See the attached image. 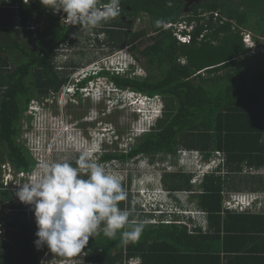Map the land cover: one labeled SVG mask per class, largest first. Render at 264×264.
Returning <instances> with one entry per match:
<instances>
[{
  "label": "trees",
  "instance_id": "obj_1",
  "mask_svg": "<svg viewBox=\"0 0 264 264\" xmlns=\"http://www.w3.org/2000/svg\"><path fill=\"white\" fill-rule=\"evenodd\" d=\"M190 1L121 0L119 16L95 29H80L64 22L65 13L54 12L40 0H0V189H8L0 190V205L7 202L10 208L0 215V225L6 230L0 240V264H63L71 260L46 246L37 250L33 206L13 203L12 191L2 182V165L13 167L24 184L19 174L32 172L38 164L21 140L26 123L33 119L30 106L48 107V102H54L78 72L75 63L89 67L98 62V49L107 57L125 47H130L137 64L121 67L119 73L104 68L97 75L104 76L114 89L109 97L105 92L99 99L78 92L77 103L68 108L76 112L87 102L95 105L81 119L72 114L74 123L85 132L90 127L100 128L101 118L116 100L115 91L135 94V103L141 99L159 103L160 112L152 106L135 105L136 122L144 110L158 116L147 128V123L135 127L124 144L117 131L109 129L118 139L104 140L108 150L96 162L105 169L111 166L113 172L126 162L137 166L142 175L154 172L168 198L164 195L163 201L142 206L145 198L138 193L141 199L134 203L127 192L128 198L119 207L130 211V219L145 223L139 239L124 244L119 234L109 239L101 233L90 237L75 257L85 264H129L134 258L140 264H161L158 257L171 255L178 243L194 237L202 247L187 257L196 256L201 264H224L223 257L229 254L211 248L222 246L221 225L233 210L227 204L255 194L256 210L244 213L264 208V65L253 69L256 60L264 61V0ZM145 19L147 27L137 29ZM157 19L164 20L166 26L157 28ZM66 49H77L79 59L59 66L57 59ZM139 66L143 71H138ZM94 78L92 75L79 87ZM103 102L106 107L98 109ZM122 102L125 100H118L117 108ZM51 107L58 111L57 104ZM75 160L69 163L76 166ZM139 161L145 163L138 166ZM119 179L124 189L130 186L129 175ZM246 190L249 192H243ZM178 193L190 197L183 199ZM170 196L176 201L173 207ZM183 201L197 212L185 210ZM170 208L181 214H170L172 221L166 222L163 218ZM186 215L194 217L189 224ZM204 241L210 248L203 247ZM51 253L53 259L47 260ZM236 260L231 257L227 264H236Z\"/></svg>",
  "mask_w": 264,
  "mask_h": 264
},
{
  "label": "clouds",
  "instance_id": "obj_2",
  "mask_svg": "<svg viewBox=\"0 0 264 264\" xmlns=\"http://www.w3.org/2000/svg\"><path fill=\"white\" fill-rule=\"evenodd\" d=\"M40 3L56 13L62 11L66 14L64 22H68L70 25H79L80 29H95L116 18L121 12V0H40ZM155 25L157 28L165 27L166 22L157 19ZM115 53H123L124 58L121 62L110 66L106 63L101 64L97 72L96 69L94 71L90 69L88 74L78 83L64 86L58 95L65 99L67 94L73 91L72 97L75 98L78 92L86 94L94 84L96 85L95 89H98L100 93L96 99L102 97L104 92L109 97L110 92L107 90L110 87L108 85L109 81L104 76L97 77L98 73H101L104 68L107 71L112 70L119 73L121 67L129 69V66L137 64L130 47L122 48ZM141 70L139 66L138 71ZM92 75L95 78L89 81L87 86L80 88L79 84ZM66 89L68 90L66 91ZM72 97H69V102L65 107L72 103ZM55 103L56 96L54 102H48V107L41 104L30 106L29 115L33 119L30 123H26L27 130L21 140L27 131L33 128L34 120H38L39 111L45 109L54 112L51 106ZM74 124L75 128L78 127L76 123ZM92 157L96 159L98 154L95 153ZM34 158L38 163L35 169L32 172H21L19 174L25 180L24 184L19 182L15 172H12L9 165H2V169L3 175L8 174V176L13 177L7 182V186H4H10L9 189L14 191L13 194L16 195L15 201L18 205L33 206L37 225L35 233L37 239L34 244L37 250L46 246L56 255L71 257L87 246L90 237L95 238L101 233L109 239H115L119 234L124 244L139 239L145 228V223L134 218L130 219V211L119 207L120 202L125 201L127 198V192L122 186L121 180L94 161L87 152L78 156L75 160L76 166L69 162L44 161L41 163L40 159L35 156ZM144 163L145 161H139L138 166ZM147 174L153 175L154 172H148ZM148 188L150 190L151 186H148ZM255 198H257V195L247 194L240 198L238 204L231 202L234 206L227 204V207L233 210L254 211L256 210L253 205ZM19 201L22 203H19ZM183 203L186 202L183 201ZM145 205V203L142 204V206ZM235 205L238 207H235ZM170 214L172 213L168 210L163 218L164 221H172L169 219ZM5 233V228L0 225V240L5 237ZM71 262L85 264L75 258H71L70 261H63V264H70ZM41 264H44V262L42 261ZM129 264L140 263L137 260L135 262L130 261Z\"/></svg>",
  "mask_w": 264,
  "mask_h": 264
},
{
  "label": "rangeland",
  "instance_id": "obj_3",
  "mask_svg": "<svg viewBox=\"0 0 264 264\" xmlns=\"http://www.w3.org/2000/svg\"><path fill=\"white\" fill-rule=\"evenodd\" d=\"M148 19H145L144 22H139L137 24V29L147 27V21ZM186 27V26H185ZM78 49V48H77ZM77 49H66V52L60 57H58V65L61 66L65 64L68 60L70 59H75L78 60V54L76 53ZM137 55V54H136ZM95 56L98 59V62L93 63L92 65L89 66L87 69L86 65L83 66L79 65L78 63H75L76 66H78V72L75 73L71 78L69 79V82L71 84L78 83L83 77H85L88 74V71L92 69H96V72L99 71V65L106 63L107 65H114L118 62H121V60L124 58L123 53H114L111 54L110 56L104 57V54L100 52V49L95 53ZM94 57V56H93ZM92 57V58H93ZM75 62V61H74ZM86 62V61H85ZM84 62V63H85ZM87 64V63H85ZM144 64V63H143ZM255 67L253 68L254 70L257 69L259 70L260 67L264 65V61L262 63L261 60H256L254 62ZM83 66V67H82ZM110 87L107 89L110 93L114 90L111 86V84H108ZM96 85L92 84L91 89L88 90L86 93V96H90L93 98H97L98 95L100 94L98 92V89H95ZM101 86V85H100ZM68 89H66L67 91ZM117 90V89H116ZM93 91V92H91ZM71 93L67 94L66 98H62L59 95L56 96V103L58 105V111L50 112L48 110L43 109L42 111H39V118L37 121L34 120L35 124L33 123V128L24 135V138L22 139L26 146L32 151L33 155L40 159V162L44 161H57V162H70L71 159L73 158H78V156L81 153L87 152L91 158L93 159V154H98V158L94 159V161H97L103 152L107 151L108 148L104 145V140L111 139L112 141L118 139L115 137H112V133L108 131L109 129H114L117 131V133L120 135L121 139L120 142L123 144L125 143L124 140L127 139L129 134L132 133L135 129V127H139L143 123H147L146 128L149 126V124L154 120L155 116H158L157 114H152L148 113L146 110L142 111L141 113V119L137 121L138 118V113L137 109L138 106L149 108L153 107L157 112L161 111V105L159 103L151 102L148 99H144L140 101L141 103H135L133 101V96H136L135 94H130V93H118L119 91H115V96L114 98L116 99L113 101L110 105L109 108V113H106L105 116L101 118V121L103 123L100 124L99 129L95 128H89L87 131L83 130V128L76 127L74 124V119L79 117L80 119L82 117H85L88 115L90 109L94 108L95 105L92 104L91 102H87V106L80 107L82 108L81 110L78 111H73L71 112L69 110V105L65 107V105L69 102V97L73 95V91H70ZM116 94H119V96H116ZM108 97V96H107ZM113 98V96L111 95ZM123 99L125 102L119 103V108H117L118 105V100ZM160 101V99H158ZM107 101L110 102L111 99L107 98ZM71 102L73 104L77 103V100L72 97ZM131 104V105H130ZM106 107L105 102L102 103L98 107V109H104ZM74 110L78 108H73ZM112 112V113H111ZM111 113V114H110ZM72 114L75 116V118L72 116ZM148 115L147 117H145ZM77 116V117H76ZM107 124V125H106ZM99 124H95L97 126ZM92 126V125H91ZM94 126V127H95ZM114 127V128H113ZM100 129L103 130V132H100ZM25 146V147H26ZM125 145H123L124 147ZM112 149V148H111ZM109 148V150H111ZM121 150V149H120ZM128 148H126L125 151H127ZM111 151H115L112 149ZM75 163V162H74ZM119 163V162H116ZM120 167V171L113 172L112 167H108V169L113 175L117 176L118 178H126L129 175V184L130 186L126 188V192H128V196H132L133 202L138 203V200L141 198L138 197V193L141 190L140 195H144L145 197V204L147 202L149 203H154V201H163L164 195L166 198H168V191L164 188V186H159L160 184V176L156 173L153 175H142L140 172V169L136 167H133L131 164L128 166V162L126 163H120L118 164ZM113 166V165H112ZM11 167V166H10ZM143 168H147L146 166L142 165ZM171 170V169H169ZM12 172H17L14 170L12 167ZM162 176L164 175V172H159ZM18 175V172L16 173ZM142 176V177H141ZM2 182L5 186H7V182H9L13 177L2 174ZM196 182V181H194ZM194 184V183H193ZM195 185V184H194ZM9 186V184H8ZM126 186V184H125ZM148 186L153 187L154 189L149 190ZM10 187V186H9ZM162 191H164L162 193ZM14 191L12 190V194ZM131 194V195H130ZM180 198L182 197L183 199L189 198V194L187 193H178L177 194ZM8 195L7 197H9ZM14 196V204H17L16 200V195L13 194ZM186 197V198H185ZM128 198V197H127ZM169 201L172 202V206L176 205L175 198L170 196ZM19 203H22L19 201ZM4 205H0V215L7 211V209H10L8 206L9 204L7 202L3 203ZM235 207H238L235 205ZM33 209V208H31ZM32 210H30L31 212ZM33 212V211H32ZM169 212L174 214L176 212L175 208H170ZM35 218V217H34ZM54 254H49L47 256V260H52ZM71 258H75V255L71 256Z\"/></svg>",
  "mask_w": 264,
  "mask_h": 264
},
{
  "label": "crops",
  "instance_id": "obj_4",
  "mask_svg": "<svg viewBox=\"0 0 264 264\" xmlns=\"http://www.w3.org/2000/svg\"><path fill=\"white\" fill-rule=\"evenodd\" d=\"M243 192L247 193L249 191ZM181 204L185 210L197 212V210L188 208L187 203ZM230 211H232L231 214L225 215L226 217L221 225L222 246L221 248L213 246L211 249H219V252L223 255L229 254V256L223 257L224 264H227L231 257L237 258L236 264H264V208L250 213H244V211L240 210ZM185 218V222L189 224L190 221H193L191 218L194 217L186 215ZM203 218L201 217L197 220L196 226L199 225ZM212 226L216 228L215 224H212ZM209 227L211 228V220H209ZM205 242H203V247L210 248L211 245L209 243L205 245ZM200 247H202L200 242L191 237L187 242L178 243L176 248L172 250L173 253L171 255H161L156 261L161 264H201L196 256L187 257L188 254H196L195 249ZM237 253L240 254L239 257H237ZM137 260V258H134L131 259V262Z\"/></svg>",
  "mask_w": 264,
  "mask_h": 264
},
{
  "label": "built area",
  "instance_id": "obj_5",
  "mask_svg": "<svg viewBox=\"0 0 264 264\" xmlns=\"http://www.w3.org/2000/svg\"><path fill=\"white\" fill-rule=\"evenodd\" d=\"M239 200H240V198H238V200L236 201L237 204L239 203ZM247 204H249V203H247ZM228 205H229V206H232L233 204H232L231 202H229ZM233 206H234V205H233Z\"/></svg>",
  "mask_w": 264,
  "mask_h": 264
},
{
  "label": "water",
  "instance_id": "obj_6",
  "mask_svg": "<svg viewBox=\"0 0 264 264\" xmlns=\"http://www.w3.org/2000/svg\"><path fill=\"white\" fill-rule=\"evenodd\" d=\"M200 1H202V0H191L190 3H195V2L199 3Z\"/></svg>",
  "mask_w": 264,
  "mask_h": 264
},
{
  "label": "flooded vegetation",
  "instance_id": "obj_7",
  "mask_svg": "<svg viewBox=\"0 0 264 264\" xmlns=\"http://www.w3.org/2000/svg\"><path fill=\"white\" fill-rule=\"evenodd\" d=\"M236 1H241V0H236Z\"/></svg>",
  "mask_w": 264,
  "mask_h": 264
}]
</instances>
